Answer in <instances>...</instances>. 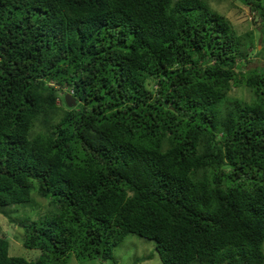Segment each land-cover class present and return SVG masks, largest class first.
Returning a JSON list of instances; mask_svg holds the SVG:
<instances>
[{
	"label": "trees",
	"instance_id": "trees-1",
	"mask_svg": "<svg viewBox=\"0 0 264 264\" xmlns=\"http://www.w3.org/2000/svg\"><path fill=\"white\" fill-rule=\"evenodd\" d=\"M262 41L250 66L206 0H0V214L40 250L1 233L0 264H116L129 233L161 264H264Z\"/></svg>",
	"mask_w": 264,
	"mask_h": 264
},
{
	"label": "rangeland",
	"instance_id": "rangeland-1",
	"mask_svg": "<svg viewBox=\"0 0 264 264\" xmlns=\"http://www.w3.org/2000/svg\"><path fill=\"white\" fill-rule=\"evenodd\" d=\"M209 6L218 13L225 16L231 23L232 28L236 34H243L247 31L251 32L253 44L256 49L252 50L251 64H255V59L258 58L260 44L258 42L260 37H263L262 46L264 48V36H261L263 25L260 24V17L257 11L251 10L246 4L238 0H206ZM262 50V49H261ZM259 65L264 64V56L260 57ZM231 94L238 98L248 100V95L244 88L237 87L231 91ZM31 206L18 204L13 207L14 217L20 218L28 216L31 219L36 217V214H42L46 211L47 200L41 196L32 193ZM7 218L0 214V234H4L8 241V254L13 256H20L28 260L35 259L39 255L37 248H25L21 244L20 236L21 229L17 223L7 222ZM13 232L18 235L13 237ZM112 255L116 264H161L159 256L154 249V243L150 239L139 237L134 234H127L118 245L112 250ZM65 264H112L109 261H102L99 259L92 260H78L73 255L66 259Z\"/></svg>",
	"mask_w": 264,
	"mask_h": 264
},
{
	"label": "water",
	"instance_id": "water-1",
	"mask_svg": "<svg viewBox=\"0 0 264 264\" xmlns=\"http://www.w3.org/2000/svg\"><path fill=\"white\" fill-rule=\"evenodd\" d=\"M64 100L67 106L74 104V98L69 93L64 94Z\"/></svg>",
	"mask_w": 264,
	"mask_h": 264
},
{
	"label": "clouds",
	"instance_id": "clouds-1",
	"mask_svg": "<svg viewBox=\"0 0 264 264\" xmlns=\"http://www.w3.org/2000/svg\"><path fill=\"white\" fill-rule=\"evenodd\" d=\"M65 93H69V94L72 96V90H71V89L62 92V94H63V98H64V94H65ZM72 97H73V96H72ZM73 98H74V97H73ZM64 102H65V100H64ZM10 223H11V222H10Z\"/></svg>",
	"mask_w": 264,
	"mask_h": 264
},
{
	"label": "bare ground",
	"instance_id": "bare-ground-1",
	"mask_svg": "<svg viewBox=\"0 0 264 264\" xmlns=\"http://www.w3.org/2000/svg\"><path fill=\"white\" fill-rule=\"evenodd\" d=\"M74 97V96H73Z\"/></svg>",
	"mask_w": 264,
	"mask_h": 264
}]
</instances>
